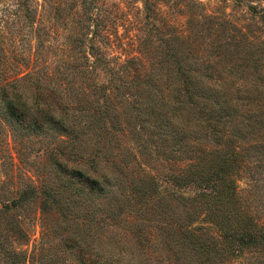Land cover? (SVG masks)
Segmentation results:
<instances>
[{
	"label": "trees",
	"instance_id": "obj_1",
	"mask_svg": "<svg viewBox=\"0 0 264 264\" xmlns=\"http://www.w3.org/2000/svg\"><path fill=\"white\" fill-rule=\"evenodd\" d=\"M78 1L54 61L0 42V264H264V0H141L118 55Z\"/></svg>",
	"mask_w": 264,
	"mask_h": 264
},
{
	"label": "rangeland",
	"instance_id": "obj_2",
	"mask_svg": "<svg viewBox=\"0 0 264 264\" xmlns=\"http://www.w3.org/2000/svg\"><path fill=\"white\" fill-rule=\"evenodd\" d=\"M0 0V42L4 46H13L17 50H23L33 53L34 50L43 52V56L48 61H54L57 57V51L64 42V35L68 33V24H64L63 20L59 22L55 18V8L67 7L71 0ZM100 6V23L103 27L101 39H94L93 43L97 45L105 55L119 54L124 49L136 46L142 47L143 43L154 45L157 42L153 30V24L159 27V35L165 38V25L163 20H155L152 17L146 21L143 18L141 0H98ZM78 4L79 1L75 0ZM162 8L166 9L163 5ZM34 15V21L28 20L25 16L27 12ZM79 17H82L80 7L76 9ZM63 14H66L63 11ZM70 16L66 15L64 20H69ZM159 21V22H158ZM37 27V30L36 28ZM66 27V28H65ZM35 28V30H34ZM108 37V38H107ZM15 40V41H14ZM14 41V45L12 43ZM106 43V44H105ZM112 49V50H111ZM37 143L31 147L32 151L26 154L27 158L35 159ZM39 152H42L40 148ZM37 156V155H36ZM22 216V214H21ZM24 218H28L26 223L32 233L27 246L31 245L32 239H36L40 230L39 210L35 209V205L29 208ZM43 221L47 224H54L51 214L43 213ZM133 219L127 218L125 226L131 223Z\"/></svg>",
	"mask_w": 264,
	"mask_h": 264
}]
</instances>
